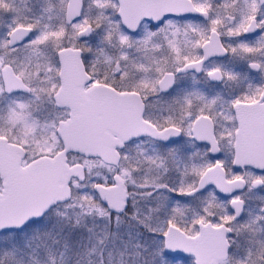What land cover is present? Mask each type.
<instances>
[{"label": "snow or ice", "instance_id": "1", "mask_svg": "<svg viewBox=\"0 0 264 264\" xmlns=\"http://www.w3.org/2000/svg\"><path fill=\"white\" fill-rule=\"evenodd\" d=\"M0 264H264V0H0Z\"/></svg>", "mask_w": 264, "mask_h": 264}]
</instances>
